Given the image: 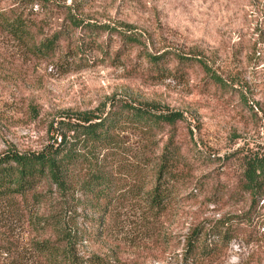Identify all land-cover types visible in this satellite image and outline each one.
Instances as JSON below:
<instances>
[{
    "label": "rangeland",
    "instance_id": "obj_1",
    "mask_svg": "<svg viewBox=\"0 0 264 264\" xmlns=\"http://www.w3.org/2000/svg\"><path fill=\"white\" fill-rule=\"evenodd\" d=\"M12 7L42 27L36 42L56 43L41 54L0 26V156L39 152L58 141L61 124L115 105L180 118L150 137L136 125L115 131L107 170L120 197L98 240L80 237L73 254L109 264H264V174L246 181L250 161L264 158V0H0V11ZM68 28L65 55L58 38ZM148 55L162 57L161 69ZM170 139L183 185L159 214L139 196L151 184L142 159ZM36 192L0 199V264H64L71 226L96 230L87 219L100 217L85 203L67 211L50 200L54 188ZM195 229L201 239L226 231L223 250L188 259Z\"/></svg>",
    "mask_w": 264,
    "mask_h": 264
},
{
    "label": "trees",
    "instance_id": "obj_2",
    "mask_svg": "<svg viewBox=\"0 0 264 264\" xmlns=\"http://www.w3.org/2000/svg\"><path fill=\"white\" fill-rule=\"evenodd\" d=\"M28 15L24 17V12L18 7L1 10L0 26L20 42L31 41V47L37 52L52 54V47L56 43L53 37L36 42L35 39L38 38L42 27L34 24ZM66 32V34L61 33L58 39L65 36L67 46L64 54L70 55L72 53L70 35L73 33V28H68ZM146 59L151 69H161L159 63L162 57L148 55ZM177 59L179 63L183 60L190 62L181 57ZM191 62L199 63L195 59ZM209 79L211 83L219 84L216 78L211 76ZM178 119L180 118L177 114L157 115L134 109L129 105H115L104 116L81 117L74 124H61L60 129L63 133L58 136V141L55 140L52 145L41 151L28 154L8 151L0 156V199L29 193L41 196L36 190L45 185L50 192L55 189V194L50 195L52 197L50 200L56 205L60 204L67 211L85 203V206L91 208L100 217L96 221L94 218L87 219L88 223L91 221L89 227L96 229L97 232L96 230L86 232L82 228L79 230L71 226L73 228H70L64 239L65 246L61 247L62 262L109 264L97 257L79 259L73 254V244L83 236L88 241L96 242L101 236L100 231L103 218L107 215V208L120 197V189L107 170L109 167L112 168L119 150L115 131L125 124L136 125L143 128L150 137L166 127H173ZM66 133L71 134L69 138ZM182 161L179 150L171 139L165 144L160 156L155 159L153 157L142 159L147 175L151 176V184L144 193L142 190L139 196H143L145 204L152 212L159 214L165 212L171 199L179 192V186L182 187L183 183L179 178L181 174H177L176 170L177 165ZM248 168L246 181L249 185L252 184V177H255L257 171L259 174H264V158L252 159ZM83 171H87L88 175L81 177L80 172ZM74 193H78L80 200L74 198ZM190 195H186V198ZM225 239H227L226 231L221 234L210 230L201 239L199 231L195 229L187 238L185 256L191 261L200 262L204 257L223 250Z\"/></svg>",
    "mask_w": 264,
    "mask_h": 264
}]
</instances>
